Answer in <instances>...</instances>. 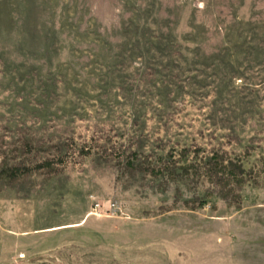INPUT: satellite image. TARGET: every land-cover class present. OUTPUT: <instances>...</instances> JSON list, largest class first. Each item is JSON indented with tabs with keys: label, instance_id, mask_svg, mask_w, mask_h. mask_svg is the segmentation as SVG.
Masks as SVG:
<instances>
[{
	"label": "rangeland",
	"instance_id": "1",
	"mask_svg": "<svg viewBox=\"0 0 264 264\" xmlns=\"http://www.w3.org/2000/svg\"><path fill=\"white\" fill-rule=\"evenodd\" d=\"M0 264H264V0H0Z\"/></svg>",
	"mask_w": 264,
	"mask_h": 264
},
{
	"label": "trees",
	"instance_id": "2",
	"mask_svg": "<svg viewBox=\"0 0 264 264\" xmlns=\"http://www.w3.org/2000/svg\"><path fill=\"white\" fill-rule=\"evenodd\" d=\"M129 165H132V163L131 162H129ZM233 166V163H232V161H230V160H226V159H224V160H219V161H217V162H215L214 164H213V170H212V172H210V174H212V176H214L213 174H218V173H222V176L223 175H227V174H225V172L229 169V168H231ZM156 170H158V169H153V171H156ZM242 170V169H241ZM165 171H167V170H165ZM211 171V170H210ZM209 172H207L206 174L207 175H205L204 177H212V176H209V174H208ZM214 177H217V176H214Z\"/></svg>",
	"mask_w": 264,
	"mask_h": 264
}]
</instances>
